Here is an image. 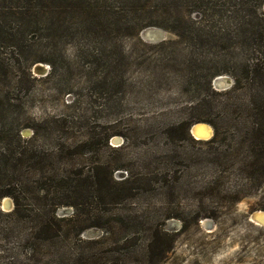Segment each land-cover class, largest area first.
Wrapping results in <instances>:
<instances>
[{
	"label": "rangeland",
	"instance_id": "1",
	"mask_svg": "<svg viewBox=\"0 0 264 264\" xmlns=\"http://www.w3.org/2000/svg\"><path fill=\"white\" fill-rule=\"evenodd\" d=\"M221 7L204 19H225ZM25 36L48 41L39 27ZM113 38L52 42L53 56L34 47L25 60L0 42V179L21 205L16 216L0 198V264H264V226L249 219L264 213V179L243 142V91L213 75L210 49L159 27ZM194 124L211 137L195 140ZM51 215L61 228L44 235Z\"/></svg>",
	"mask_w": 264,
	"mask_h": 264
},
{
	"label": "trees",
	"instance_id": "2",
	"mask_svg": "<svg viewBox=\"0 0 264 264\" xmlns=\"http://www.w3.org/2000/svg\"><path fill=\"white\" fill-rule=\"evenodd\" d=\"M263 4L264 0H0V42L16 49L25 60L34 47L53 56L52 42L66 40L76 42L77 46H103L117 34L153 26L176 35L184 44L207 47L213 61L222 67L213 75H231L245 95L244 125L247 127L243 142L252 155L251 167L256 166L259 171L257 186H260L264 179ZM216 5L226 7L227 17L205 20ZM191 12L202 17L200 22L190 19ZM141 15H146L148 21L140 22ZM213 17L217 15L213 13ZM12 25L18 29L15 44H12ZM34 27L45 31L48 41L27 45L26 32ZM39 62L49 60L42 58ZM212 128L214 134L208 143L217 140V130L213 125ZM14 193L0 179V198L12 197L15 203L12 212L17 216L21 205ZM59 204L62 203L56 205ZM56 222L52 215L43 220L41 232L50 235L53 228L60 229ZM26 237L32 238V235ZM161 240L155 233L147 245L152 262L162 257Z\"/></svg>",
	"mask_w": 264,
	"mask_h": 264
},
{
	"label": "bare ground",
	"instance_id": "3",
	"mask_svg": "<svg viewBox=\"0 0 264 264\" xmlns=\"http://www.w3.org/2000/svg\"><path fill=\"white\" fill-rule=\"evenodd\" d=\"M222 80V79H221ZM220 82V81H219ZM218 82V83H219ZM192 137L195 140L198 141H205L208 140L211 135H212V130L211 128L206 125V124H194L192 125L191 128V133ZM250 221H252L253 223H256L258 221L263 222L264 223V213L261 211H256L254 213L251 214L250 216ZM257 224V223H256Z\"/></svg>",
	"mask_w": 264,
	"mask_h": 264
},
{
	"label": "water",
	"instance_id": "4",
	"mask_svg": "<svg viewBox=\"0 0 264 264\" xmlns=\"http://www.w3.org/2000/svg\"><path fill=\"white\" fill-rule=\"evenodd\" d=\"M262 11L264 13V4L262 5ZM160 36V33H156V34H152L151 32L146 36V39L147 40H150V41H153V40H156L158 37ZM39 70L40 72H43L44 71V68L42 66H35L34 70ZM224 80V78H221V77H218L216 79H214L213 83L216 84L218 83L220 80ZM226 80V79H225ZM192 126V125H191ZM191 126L189 127V134L191 133ZM6 202V201H5ZM257 224H260V225H263L264 226V223L263 222H256Z\"/></svg>",
	"mask_w": 264,
	"mask_h": 264
}]
</instances>
